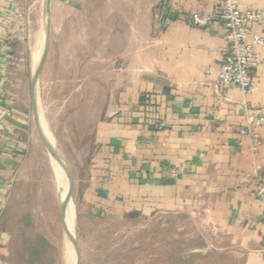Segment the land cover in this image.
Masks as SVG:
<instances>
[{"label": "crops", "instance_id": "obj_1", "mask_svg": "<svg viewBox=\"0 0 264 264\" xmlns=\"http://www.w3.org/2000/svg\"><path fill=\"white\" fill-rule=\"evenodd\" d=\"M48 2V42L63 31L66 46L91 45L84 40L92 34L102 48L97 63L111 64L79 206L97 218L187 216L206 242L193 252L264 264V46L256 89L244 94L218 81L228 54L222 24L191 23L196 13L216 16L219 0ZM237 3L264 10V0ZM45 16L46 0H0V264H42L41 255L54 254L28 231L31 219L9 210L30 143L18 98L24 58L45 39ZM248 116L263 119L256 137L240 133Z\"/></svg>", "mask_w": 264, "mask_h": 264}, {"label": "rangeland", "instance_id": "obj_2", "mask_svg": "<svg viewBox=\"0 0 264 264\" xmlns=\"http://www.w3.org/2000/svg\"><path fill=\"white\" fill-rule=\"evenodd\" d=\"M44 22L46 27L47 15ZM90 36L84 42L91 45L66 46L63 31L53 35L52 42L47 40L35 81L45 39L30 47V55L24 58L29 68L18 98L26 109L30 143L19 183L10 194L9 210L31 219L30 234L42 235L52 246L54 254L41 255L42 264H74L69 253L73 226L78 264H166L173 247L165 243L200 230L196 219L176 215L97 218L77 202L96 150L95 131L103 120L110 99L107 87L112 82L101 77L111 64L97 63L102 48ZM60 158L65 169L60 195L67 222L72 218L69 230L60 211Z\"/></svg>", "mask_w": 264, "mask_h": 264}, {"label": "built area", "instance_id": "obj_3", "mask_svg": "<svg viewBox=\"0 0 264 264\" xmlns=\"http://www.w3.org/2000/svg\"><path fill=\"white\" fill-rule=\"evenodd\" d=\"M220 7L216 16H204L193 14L191 23L196 27H208L214 21L222 24L226 31L228 42V54L219 65L218 81L223 88L238 87L242 93L251 94L256 89L254 72L260 65L257 48L264 46V10H240L237 0H219ZM213 69L210 68L209 72ZM262 118L254 119L250 116L246 119V128L241 134H249L256 137L252 128L260 127ZM173 178L177 177L175 171H171ZM258 189V194L262 195ZM264 223V205L262 212Z\"/></svg>", "mask_w": 264, "mask_h": 264}, {"label": "trees", "instance_id": "obj_4", "mask_svg": "<svg viewBox=\"0 0 264 264\" xmlns=\"http://www.w3.org/2000/svg\"><path fill=\"white\" fill-rule=\"evenodd\" d=\"M173 247L171 254L168 253L166 264H236L237 260L231 255L216 250L206 252H193L203 250L206 247L204 238L197 232L192 231L188 236L169 240L165 243Z\"/></svg>", "mask_w": 264, "mask_h": 264}, {"label": "water", "instance_id": "obj_5", "mask_svg": "<svg viewBox=\"0 0 264 264\" xmlns=\"http://www.w3.org/2000/svg\"><path fill=\"white\" fill-rule=\"evenodd\" d=\"M48 1L49 0H46V15L47 16H48L47 10H48V4H49ZM47 37H48V23L46 25L44 49H43L41 58L39 60L38 67L36 69L33 81H35L37 79L38 74L40 72V69L42 67V63H43L44 55H45V51H46V46H47ZM35 114H36V111H35ZM37 120H38V118H37ZM64 178H65V169L63 167L62 168V173H61V176H60V184H59L60 186L64 185ZM60 211H61V215H62V218H63V222L65 223V225H66V227L68 229L69 224L67 222L66 211H65V208H64L63 204H61V203H60ZM69 234H70V249L69 250L72 253V259L74 260V264H78V248H77V242H76V237H75V230H74V233H72L70 231Z\"/></svg>", "mask_w": 264, "mask_h": 264}, {"label": "bare ground", "instance_id": "obj_6", "mask_svg": "<svg viewBox=\"0 0 264 264\" xmlns=\"http://www.w3.org/2000/svg\"><path fill=\"white\" fill-rule=\"evenodd\" d=\"M38 105L37 106H39V103H37ZM39 108H40V106H39ZM41 110V109H40ZM46 133H48V131L46 130ZM49 141L50 142H52L53 144H54V142L52 141V140H50V138H49ZM50 156H51V158H52V160H53V162H54V165L56 166V162H55V159H54V157H53V154L52 153H50ZM62 168H63V165H62V161H61V158H60V176H61V173H62ZM60 176H59V184H60ZM58 184V191H59V198H60V202H61V204H63V202H62V200H64V199H62L61 198V195H60V187L62 186H60ZM63 196V195H62ZM65 201V200H64ZM64 203H68V199L66 200V202H64ZM65 204V205H66ZM64 206V205H63ZM65 208V207H64ZM66 211V210H65ZM66 217H67V215H66ZM72 223V218L69 216V221H68V224L70 225ZM73 229V230H72ZM72 229H71V232L72 233H74V226L72 227ZM69 230V229H68ZM68 232V231H67ZM66 234V233H65ZM68 234V233H67ZM67 243V242H66ZM69 245H70V242H69ZM67 253V252H66ZM69 253H70V256L72 257V253H71V251L69 250ZM68 253V254H69ZM64 254H65V252H64ZM66 256V255H65ZM67 258H68V256H67ZM70 258V257H69ZM67 261H68V259H67Z\"/></svg>", "mask_w": 264, "mask_h": 264}]
</instances>
